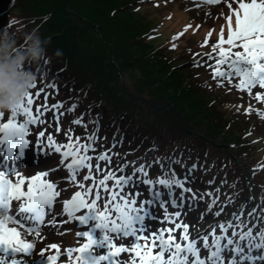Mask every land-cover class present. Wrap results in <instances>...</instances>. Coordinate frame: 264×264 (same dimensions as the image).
<instances>
[{
  "label": "snow or ice",
  "instance_id": "obj_1",
  "mask_svg": "<svg viewBox=\"0 0 264 264\" xmlns=\"http://www.w3.org/2000/svg\"><path fill=\"white\" fill-rule=\"evenodd\" d=\"M192 3V10L221 4L229 9L227 38L221 27L218 40L210 45L212 51L201 56L195 66H207L218 87L227 84L229 91L235 88L264 104V0H192ZM210 38L211 31L201 47H208ZM47 65L44 60L37 72H48ZM46 87L58 91L55 83ZM36 88L34 84L32 90ZM254 89L259 91L253 92ZM32 90L6 117L5 112H0V264H58L62 256L68 258V264H264V228L257 231L264 223V207H260L259 213L257 209L248 213L256 221L251 226V221L245 223L242 219V206L227 222L217 223L213 219L192 235L185 222L187 212L205 202L206 196L209 199L200 221L207 215L219 217L224 212L219 196L214 197L211 192L197 196L185 187L197 168L195 164L183 178L170 168L155 180L148 178V170L159 161L139 166L137 161H126L113 168L115 154H110L111 149L97 152L102 138L95 132L87 133L83 114L72 121L85 128L83 143L80 137L73 139L71 130L65 132L67 142L63 144L51 133L46 134V130L34 132L33 126L46 123L45 113L55 110L53 118L59 133V116L63 115L59 110L63 103L48 106L46 93L43 106H37L34 114ZM44 91L40 88L35 97ZM76 107L73 104L67 111H75ZM252 112L264 119V110L250 105L246 113ZM90 122L98 131V118ZM32 135L34 139L29 138ZM116 143L114 138L112 146ZM28 152L37 158L59 154L60 164L25 178L16 165ZM61 167L67 175L49 180L50 174ZM129 167L131 173L126 171ZM61 183L77 189L62 202L61 191L67 188L58 191ZM141 185L145 186L144 192L133 190ZM57 204L61 207L59 216L54 212ZM169 208L175 211L169 212ZM214 208L218 210L213 211ZM64 224L86 229L76 233L78 242L79 239L83 242L63 252L54 242L37 252L36 245L46 241L42 232L66 234L67 229L60 231ZM49 250L54 254L46 255Z\"/></svg>",
  "mask_w": 264,
  "mask_h": 264
},
{
  "label": "rangeland",
  "instance_id": "obj_2",
  "mask_svg": "<svg viewBox=\"0 0 264 264\" xmlns=\"http://www.w3.org/2000/svg\"><path fill=\"white\" fill-rule=\"evenodd\" d=\"M14 1L0 0V29L9 26L10 21H15L9 30L16 33L19 42L23 44V37L26 34L24 27L27 22L25 19L31 14L28 10L29 7L18 6L19 0H16L13 5ZM31 1L34 2L33 8H35V4H39V0ZM72 1L77 2V0ZM113 1L112 4L96 1L82 2L83 9L89 12L87 14L84 12V14L90 16V13L93 12L94 22L88 25L89 27L78 22L73 28L81 35L77 32L68 35V41L71 43L72 51L77 58H94L95 61L90 67L92 73L77 71L84 84L95 85L98 89L99 84L106 81L104 84L105 91L100 96L102 99L101 107L105 113H108L112 118L123 119L120 111L124 106L129 105L136 108L139 114V117L137 115L136 118L140 123L142 122L141 125L145 127L143 128L146 131H151L150 137L158 140L159 135H161L166 142V144L162 142L158 145V151L161 154L174 151V148H177L176 158L178 159L168 160L170 164L183 163L184 166H187L191 162H193L192 165L198 162L207 166L210 161L215 159L219 163L226 161V168L231 170V153L238 149L241 150V156L244 158L243 161L246 165L253 166L254 163H258V165L264 167V119L260 118L256 112L246 113V109L250 105L253 109L259 111L264 110V104L257 103L255 100L250 99L247 94L239 92L235 88L229 91L227 84L218 87L207 66H195L201 56H206L207 53L212 51L210 45L218 40L221 27L224 29L225 38H227L228 24L226 18L229 15L228 7L221 4L206 7L198 6L195 10H192L194 7L192 0ZM56 2V0L51 1L50 7H56ZM235 6L233 5V7ZM61 8L63 9V6ZM72 9L74 8L68 7L66 10L68 21L80 18L79 12L72 11ZM124 13L130 14L133 21L137 22L135 29L130 28L127 32L126 28H123L118 19H123ZM97 16L102 19L97 18L95 20ZM162 18H166L165 22ZM63 19L65 20V18ZM101 20L105 21L106 28L100 27ZM98 21L99 24H97ZM234 24L235 17L233 16V26ZM118 27L120 28L116 30ZM115 30L117 33H122L121 37L126 38V41L131 44L127 45L122 42L126 45H118L119 40L114 38L112 33ZM210 31L209 46L201 47ZM129 51L132 56L129 55ZM101 56L110 58V61L104 64L100 63L98 57ZM115 57H117L119 64H116L113 60ZM128 59L131 63H134L135 67L127 69L124 66L123 63H126ZM94 78L95 83H92L91 81ZM37 81H39L37 88L32 90L34 110L37 106L42 107L44 104L46 92H41L40 98L35 97V92L42 87L51 90V94H47L48 106L58 102L63 103V108L59 110L60 113H63L59 116V133L56 132L57 122L53 118L55 110L45 113L46 123L41 125L42 130H46V134L51 133L57 142L61 144L67 142L65 132L71 130L73 139L80 137L83 143L86 130L84 129L85 132H79L77 126L72 123V121L80 118L83 113L77 110L73 119L66 116L67 109L71 105L67 107L65 100L70 101L72 90L65 99L60 90L47 88L46 81L41 77H37ZM233 83L235 84L236 81H233ZM48 84L50 83L48 82ZM256 91H259V89L253 90V92ZM109 103L112 105L116 103V105L110 106ZM154 104L157 105L156 108H154ZM166 105L172 107L165 110ZM84 121L86 125H89L92 119L88 116ZM123 121L125 124H129L125 118ZM181 121L192 127L200 138L192 135L190 133L192 128L185 127ZM87 133H90L89 128H87ZM112 135L113 133H108L106 139H111ZM172 136H175V138H172ZM103 141L105 140L101 139L100 142ZM111 141H114V139ZM101 143L97 145L98 153L103 152L105 149V144L101 146ZM177 143H181V145L177 147ZM165 145H167L166 148ZM199 146L202 147L198 149ZM198 150L200 152H196ZM127 151L115 152L119 153V158L123 155V160H125L131 156ZM60 159L58 155V165ZM176 161H179V163H175ZM141 162L142 160L138 164ZM50 163L45 165L44 169H39L38 172L48 170ZM112 165L115 168L119 164L114 162ZM131 170L130 167L129 171L131 172ZM126 171L128 173V168ZM19 173L25 178H30L37 172L25 169ZM52 176L50 175L48 179L54 181ZM257 179H262L264 185V174ZM64 186H68L67 191H61L65 189ZM76 190L73 186L61 183V187L58 189V191H61L59 200L62 202L63 199H69ZM133 190L144 192L145 186L141 185L139 189ZM233 191V187H230L227 194ZM211 193L214 197L219 196V201L224 198L220 196L219 191L211 190ZM248 193L249 190L247 189L242 193V197H245ZM257 196L259 195L257 194ZM206 199L209 198L206 196L205 201ZM199 204L200 209H206L205 202ZM168 210L169 212L175 211L172 208ZM198 210L199 208H195L188 211L185 218L192 235H196L197 230H203L205 224L213 220L212 217L205 216L204 220L200 221ZM225 215L224 210L217 218L226 221L229 217ZM69 226L66 225L64 229H69ZM259 228H264V223H261L257 230ZM71 230L74 234V224H72ZM42 234L52 239V235ZM62 244H64L62 249L70 246V242L66 239ZM38 246L39 243L36 248ZM201 254L206 255L204 252ZM29 259H34V257ZM67 259V257H64V260Z\"/></svg>",
  "mask_w": 264,
  "mask_h": 264
},
{
  "label": "trees",
  "instance_id": "obj_3",
  "mask_svg": "<svg viewBox=\"0 0 264 264\" xmlns=\"http://www.w3.org/2000/svg\"><path fill=\"white\" fill-rule=\"evenodd\" d=\"M16 1V0H15ZM15 1L13 3V5L15 4ZM53 0H39V4L36 5L35 4V8L33 5V1L31 0H19L18 1V6H23V7H29V12L31 15H29L28 17H26L25 21L26 25L24 27V31L25 33H30L33 30L38 31L42 37L46 38L48 41V45H47V52H46V56L44 58H42L39 62L42 66V63L44 60L48 61V69L49 71L46 73H43L47 76H54L57 82H61L65 85V88L68 90V92H70L73 89V81L70 78H65L67 81H69V84L64 82V77L67 74L70 73H74L73 70H78V71H87L92 73L91 71V65L95 62L94 58H89V59H80L77 58L73 51H72V45L71 43L68 41L69 39V34L72 32H77L73 27L74 25H76L78 22L82 23L83 26L89 27L88 25H90L92 22H94V19L92 18V14L93 12L90 13V16H86L87 12L85 9H83L82 6V2H90V1H96L98 3H110L112 4V2H114L113 0H77V2H73L72 0H56V7H50V3ZM27 2V3H24ZM30 4V6H29ZM63 6V9L61 8ZM68 7H73L74 9H72V11L75 12H79V19H72L70 21H68V14L66 12ZM66 8V9H64ZM96 8V7H95ZM71 10V9H70ZM84 12H86V14H84ZM122 12V11H120ZM130 16V17H128ZM123 19H118L121 23L123 28L125 27L127 32L130 28L135 29V26L137 24V22H134L133 19L131 18L130 14H123ZM65 18V20L63 19ZM97 18H101L100 16L95 17V20ZM102 19V18H101ZM162 20L165 22L166 18H162ZM107 21V20H106ZM99 24V21L98 23ZM100 27L101 28H106L107 25L105 23L104 20L100 21ZM120 27H118L116 30H118ZM112 32L114 38H117L119 40V44L120 46H125L126 44H131L128 41H126V38L121 37L122 33H117V31ZM166 30V29H165ZM84 33L86 31H83ZM167 32V30H166ZM165 33V32H164ZM168 33V32H167ZM81 35V33H79ZM166 34V33H165ZM107 36V35H106ZM166 36H168L166 34ZM122 42H125L126 44H123ZM109 44V43H108ZM133 45V44H132ZM57 50H60L62 52L61 56H56L55 53L57 52ZM129 55L132 56V53L129 51ZM122 57V56H121ZM133 58V57H132ZM110 58L106 57V56H101L98 57V60L100 61V63L104 64V63H108L110 60ZM146 59V58H145ZM113 60H115L116 64H119V61L117 60V57H115ZM147 60V59H146ZM124 66L127 69L133 68L135 67L134 63H131L130 59L127 60L126 63H123ZM42 73V72H41ZM92 83H95V78L91 81ZM71 83V84H70ZM106 81L102 82L99 84L98 87V92L102 91L103 88V84H105ZM93 85H87V89L90 90V87ZM48 92V91H47ZM73 100V99H72ZM83 100V97L79 94V101ZM76 101V100H73ZM77 102V101H76ZM90 104L94 105H98V98H92L91 101L89 102ZM78 102H77V108H78ZM115 104H113V106H115ZM129 105H126L122 108V111H120V115L123 117H129V115H124V113L126 111H129L133 114V116H135L134 112L130 111V109L128 108ZM157 105L154 104V108H156ZM172 106L171 105H166L164 107L165 110L170 109ZM101 119H103V127L106 129H109L113 126H118V125H124L125 127V142H122V144H117L115 146L116 150H113V159L112 162H121V161H128L132 158L139 160L140 158L147 156L148 159H150V163L152 164V161L154 158L158 159V161H163L164 163H158L155 164L160 172H166L168 169L170 168H174L175 169V173L178 177L182 178L183 177V173L186 172V168L182 167V166H176L170 163H168V161H164L167 157L162 155L159 151H158V146L157 143H150L151 141L147 142V140H143L142 138H140L138 135H136V133H140V136H143L144 138H149L150 134L148 133V131H142L143 127H139L141 125V123L139 121L136 120H131L132 123H129V120L127 118L126 121L129 123L128 124V129H131V131L133 133H135L134 131L137 130V132L135 133V135L133 136V141H132V137L127 135V124L124 123L123 119H116V118H112L108 113H105V111H102L101 115H100ZM182 124L185 127H190L188 124H186L184 121H181ZM145 128V127H144ZM192 128V127H190ZM193 129V128H192ZM151 130V129H149ZM196 132V131H195ZM99 137H101L102 135L98 134ZM196 136L200 138V136L198 135V133L196 132ZM172 138H175V136H172ZM156 142H163L164 144H166V142L163 140L162 136L159 135L158 140L155 139ZM167 145H165L166 148ZM202 147L199 146L198 149ZM110 147H108V149H110ZM127 148V149H126ZM112 149V148H111ZM126 151L128 150V152L131 154V156L125 160H123V155H121L122 157L119 158V153L115 152V151ZM237 151H233L231 153V170L226 168L227 167V162L224 161L222 162V164H218L215 169H213L214 171H216L217 173H223V178H221L220 180L214 182V183H209L210 185L204 183L202 185V179L199 176V170L200 169H196L194 171L195 176H190L189 178V182L186 183L187 186L189 188H191L194 192H196L197 194H201L203 192L202 189H214L215 191H219L220 192V196L224 197L221 198L222 201H220L224 207H226L229 211V214L232 212L231 207H233L235 204V209L237 210L239 208L240 205H238V199L236 198V194L237 191L239 190V188L241 189L243 186V181L249 180L251 183L252 181H254V183H252V185L250 186L251 188V195L253 198V202H252V206L255 208L257 206V204H262V202H264V199H262L263 195H264V189L259 188V185L257 183L258 180H262V179H257L259 176H263L264 172L257 166L253 167L250 169L249 172H246L245 168L243 167L245 165V162L243 161L244 158L241 156V150L235 149ZM158 152V153H157ZM170 158H175L177 156V148H174V151H170ZM254 164H258V163H254ZM155 165L153 164L152 171L150 172V174L155 175ZM243 168V169H242ZM226 169V171H225ZM193 174V172H192ZM248 184V183H246ZM230 187H233V192L230 194H227ZM257 194L259 196H257ZM218 210L217 208H214L213 211ZM203 212L205 210H200V212ZM243 221L245 223H249V221H251V223H249V226H251V224H254L256 222H254V220L249 217V220H247L246 216L242 218Z\"/></svg>",
  "mask_w": 264,
  "mask_h": 264
},
{
  "label": "clouds",
  "instance_id": "obj_4",
  "mask_svg": "<svg viewBox=\"0 0 264 264\" xmlns=\"http://www.w3.org/2000/svg\"><path fill=\"white\" fill-rule=\"evenodd\" d=\"M12 24L0 29V112H10L32 90L37 75L28 65L38 64L47 52V40L38 31L25 34L21 44L9 30ZM55 55L62 52L57 50Z\"/></svg>",
  "mask_w": 264,
  "mask_h": 264
}]
</instances>
